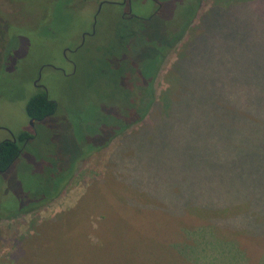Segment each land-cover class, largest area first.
Instances as JSON below:
<instances>
[{
	"label": "rangeland",
	"instance_id": "obj_1",
	"mask_svg": "<svg viewBox=\"0 0 264 264\" xmlns=\"http://www.w3.org/2000/svg\"><path fill=\"white\" fill-rule=\"evenodd\" d=\"M98 1L0 0V142L22 133L34 136L28 154L24 152L0 174V216L14 214L0 218V264H264V218L259 219L256 236L218 222V214H230L231 208L228 212L227 208L220 209L216 213L219 217L214 218L202 207L208 206L206 202L221 205L248 197L252 204L261 206L264 214V164L256 159L252 167H244L243 161L235 170L230 162L216 165V158L208 151L212 164L208 163L202 181L190 187V194L186 185L178 192L173 186L157 191L159 199L171 200L169 210L154 206L150 197L129 191L115 181L112 167L122 136L96 149L95 138H90L96 129L87 126L95 120L97 111L108 113V77L98 76V68L108 69V56L89 45L96 40L93 36L85 37V46L75 50L83 35L91 32ZM110 1L119 5L102 7L96 29L102 30V22L107 20L113 26L112 11L126 10L120 4L122 0ZM132 1L134 13L146 16L153 10L148 0ZM161 2L163 11L148 24L151 36L159 37L165 31L169 38L176 27L172 25L168 32L167 26L187 0ZM213 3L200 0L190 31L165 56L154 80L157 101L176 92L174 64L185 54L192 35L202 32L200 17ZM239 3L219 0L221 6L231 5L237 16L240 11L235 6L239 10ZM250 4L253 11L247 10L245 16L249 15L247 24L253 32L252 46L264 50V0H252ZM244 18L237 17L240 31L247 28L240 20ZM104 42L103 47L107 46ZM69 61L77 65L74 74ZM39 85L57 104L58 113L50 123L33 122V128L25 107L31 96L43 91ZM50 133L58 140L47 154L43 145ZM253 149L254 157L264 162V140ZM70 155L75 160L73 170L58 193L24 212L14 213L30 207L36 198L48 197L51 187L39 194L40 183H48L47 176L41 177L42 168L46 167L47 174V167L64 164ZM198 191L213 198L202 199ZM185 200L188 207L183 205ZM246 203L233 206L239 211L234 216L242 219L249 214ZM64 214L68 215L59 225L46 229L45 221ZM250 222L249 218L245 220L246 224ZM256 256L260 257L254 259Z\"/></svg>",
	"mask_w": 264,
	"mask_h": 264
},
{
	"label": "trees",
	"instance_id": "obj_2",
	"mask_svg": "<svg viewBox=\"0 0 264 264\" xmlns=\"http://www.w3.org/2000/svg\"><path fill=\"white\" fill-rule=\"evenodd\" d=\"M239 1L240 9L235 6V10L245 17L240 20H244L247 28L239 30V15L233 14L231 5L226 8L219 4V0H214L200 17L202 32L198 36L192 35L185 54L174 64L176 92H169L170 96L166 95L162 101L156 100L155 77L167 53L188 33L200 0H187L172 20L174 24L166 25L168 32L176 27L169 38H166L165 31L159 37L151 36L148 22L151 23L152 19L135 22L114 19L113 26L112 22L108 23V113L97 111L95 120L87 124L96 129L90 138H95V148L100 149L122 136L112 167L115 181L129 191L150 197L154 206L168 210L173 206L171 200L159 199L157 191L161 187L166 190L173 186L174 192H178L186 185L190 194V187L194 188L202 181L207 167L212 164L208 151L216 158V165L230 162L235 170L243 161L244 167H252L255 159L264 164L254 157L256 152L253 149L264 140V50L252 46L253 32L251 25L247 24L249 15L245 16L252 8V0ZM57 108V104L42 91L30 97L25 112L29 119L40 123L55 114ZM26 136V133L18 135L17 143L10 140L0 143V170H6L15 162ZM71 146H74L73 139ZM73 162L75 160L70 155L64 164H54L46 177L48 183L39 186L42 189L39 194L41 191L45 193L44 188L47 191L49 182L54 180L53 174L62 171V176L53 182L48 197L36 198L30 207L14 213L24 212L57 194L71 174ZM190 177L194 178L190 180ZM197 195L207 200L213 198L200 191ZM238 200L224 201L221 205L206 202L208 206L202 207L214 218L220 216L218 222L221 224L259 236L257 226L259 219L264 218L261 206L259 208L256 202L252 204L248 197ZM129 202L138 201L129 199ZM238 202H249L246 203L249 214L243 215L242 219L234 216L239 212L233 208L239 205ZM183 205L188 207V201L185 200ZM223 208H227V212L231 208V213L216 215ZM67 215L45 221L46 229L59 225ZM247 217L252 222L246 224Z\"/></svg>",
	"mask_w": 264,
	"mask_h": 264
},
{
	"label": "flooded vegetation",
	"instance_id": "obj_3",
	"mask_svg": "<svg viewBox=\"0 0 264 264\" xmlns=\"http://www.w3.org/2000/svg\"><path fill=\"white\" fill-rule=\"evenodd\" d=\"M148 1L152 4L153 10L148 15H146V16H143L141 14H137V13L132 12V2H133L132 0H122L120 4L123 5V6H126V10L125 11H122L120 13H118V12L116 13L115 11H112V13H113V16L112 17L115 20L117 19L118 21H122V22H132V21L135 22V21H142V20H151V19L154 18V16H156L158 14V12L161 11V9L163 8V4H162L161 0H148ZM104 5H119V3L116 2V1H110V0H101V1H98L97 9H96V11H95V13H94V15L92 17L93 23H92V26H91V32H86L83 35V37H82V39L80 41V44L75 47L76 48L75 50H78L79 48L85 46V43H86L85 40H84L85 37H87V36H91L92 37L93 36V37H95L96 40H91V42H90L89 45H91L95 51L100 52V53H103V54L104 53H107L106 56H108V37H109L108 36V20L106 22H102V25L104 26L102 30L96 29L97 23L99 21V16L102 13V7ZM103 40L105 41L104 43L107 44V46L104 45L105 47H103ZM124 54L127 55L126 53H124ZM69 62L71 64V66H72V73L74 74L77 65L74 62L73 63L71 61H69ZM98 66H99V64H98ZM98 69L100 70V72L98 74L99 77L102 78V76H104V75H106V77H108V69L107 70H101L100 68H98ZM39 79H40V77H38L34 81V85L35 86H37V81ZM39 86H41V85H39ZM41 87H42L43 91L46 92V90L43 88V86H41ZM46 94H47V92H46ZM101 102H102V98H100V103ZM100 105L101 104H99L98 106H100ZM57 113H58V108H57V111H56L55 114H53L49 118H46L45 120H42L40 123L41 124H44V123H47V122L48 123L52 122V119H54L55 117H57ZM33 122L36 123L37 121L35 119H31L30 118V125L34 128ZM50 134H49L50 135L49 136V139L46 142H44V145H43L44 151L47 154L50 153V149H51L50 146H53L55 148V141L58 140V139H55V138H57V136H54V138H53V134L54 133H50ZM33 137L34 136H31V135H28L27 134V136L25 137V140L20 144L19 156L15 160V162L21 157V155L24 152H26L28 154L30 145H31L32 141L34 140ZM8 140H10V141H12L14 143H17V139L14 136H11V138L8 139ZM8 140H5V141H8ZM39 161H41V160L39 159ZM37 163H40V162L37 161ZM13 164L9 168H7L6 170H4V171L3 170H0V174L8 171L13 166ZM58 164H60V163H58ZM53 167H54V163L50 165V168H53ZM47 168L50 169L49 167H47ZM45 172H46V167H43L42 168V173H41L42 175H41V177H46V176L48 177L49 174L48 173L45 174ZM61 173H62V171L57 170L53 174V176H54L53 179L54 180L52 182H49V184H48V186L51 187V190H53V188H52L53 182H55L57 179H59L62 176ZM55 177H57V178H55ZM46 179L48 180V178H46ZM42 184L44 186L46 184V182H43ZM44 190H45V192H47L45 188H44Z\"/></svg>",
	"mask_w": 264,
	"mask_h": 264
}]
</instances>
